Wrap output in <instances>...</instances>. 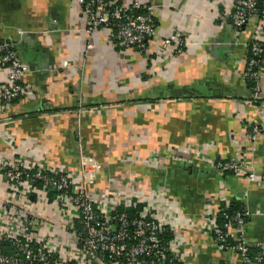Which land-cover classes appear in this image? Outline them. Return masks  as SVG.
Returning <instances> with one entry per match:
<instances>
[{"label": "crops", "instance_id": "crops-1", "mask_svg": "<svg viewBox=\"0 0 264 264\" xmlns=\"http://www.w3.org/2000/svg\"><path fill=\"white\" fill-rule=\"evenodd\" d=\"M118 1L155 6L148 52L109 43L100 30L86 36L72 0H0V38L18 44L30 69L21 83L35 89L0 109V156L27 149L74 177L85 165L97 175L87 187L99 201L116 187L132 202L175 200L170 212L186 227L195 264H223L207 226L225 191L250 211L247 238L264 252V183L223 177L210 165L242 156L264 177V133L248 138L250 123L264 127V81L255 100L243 76L258 22L235 34L227 13L236 0ZM6 80L0 73V85ZM8 197L0 175V206ZM28 199L27 208L53 217L48 194L37 188ZM76 256L79 264H101Z\"/></svg>", "mask_w": 264, "mask_h": 264}, {"label": "built area", "instance_id": "built-area-1", "mask_svg": "<svg viewBox=\"0 0 264 264\" xmlns=\"http://www.w3.org/2000/svg\"><path fill=\"white\" fill-rule=\"evenodd\" d=\"M72 2L81 11L86 36L100 30L107 35L109 43L118 44L125 50L148 52L149 42L157 32L155 6L137 1L119 5L118 0ZM140 10L146 13L138 14ZM227 17L237 35L253 20L258 22L256 35L248 46L250 57L243 76L254 83L251 88L253 99L260 100L264 81V41L259 36L264 32V1L260 11L257 0H236ZM176 41L177 45L183 43L179 36ZM29 71V66L21 60L18 44L0 38V73L7 76L0 85L1 110H6L19 98L34 94L32 85L21 83ZM250 124L252 132L248 138L255 142L264 133V127H261L262 123ZM25 152L27 149L17 156H0V175L11 198L0 206L3 209L8 204L10 208L0 216V241H8L18 250L17 256L7 257L0 248V264H21L20 257L31 263L79 264L76 252L80 251L101 264H195L190 236L181 232L186 227H180L170 212L175 200L141 198L136 202L143 209L132 218L117 210L120 206L130 208L133 205L119 187L112 189L115 191L113 197L110 191L100 201L90 195L88 182L96 181L97 175L87 174L85 165L81 175L74 177L57 163H40L37 156H27ZM210 165L223 177L231 174L257 185L264 183V177L253 172L242 156L215 160ZM37 182L42 183L41 193H59L51 202L55 208L52 218L27 208L29 192L37 189ZM219 196L225 207L214 208L213 221H209L207 227L212 244L225 254L223 264H234L235 259L240 260L239 264H264V252L254 259L248 255L250 247L253 248L246 233L250 211L246 209L243 214L230 217L227 208L231 200L225 191ZM219 215L227 220L223 227L218 224Z\"/></svg>", "mask_w": 264, "mask_h": 264}, {"label": "trees", "instance_id": "trees-1", "mask_svg": "<svg viewBox=\"0 0 264 264\" xmlns=\"http://www.w3.org/2000/svg\"><path fill=\"white\" fill-rule=\"evenodd\" d=\"M263 1L264 0H257L258 2V7H259V10L261 11V6L263 4ZM119 5H122V3L119 2ZM138 14H145L146 11L144 10H140V11H137ZM248 26V25H247ZM247 26L243 29H241V32H244L247 28ZM248 52H249V57H250V47H248ZM248 84L250 85V87H254V83L251 81V80H248ZM231 175V174H230ZM228 175V176H230ZM233 176V175H231ZM36 188L38 189H41L42 188V183L41 182H37V184L35 185ZM59 195V193L57 192H54V191H50L49 194H48V199L50 200V202L54 201L56 199V197ZM220 207L224 208L225 207V204H221ZM143 209V206L141 204H138L137 202H133V205L132 207L130 208H125L124 206H120L118 207V211L119 213H126L128 214L130 217H136L138 215V213ZM227 213L230 217L236 215V214H243L246 210V207L244 205V203H242L241 201L239 200H236V199H232V201L230 202V205H229V208H227ZM218 224L220 226H224L225 224H227V220L219 215V218H218ZM170 237L167 238V241L169 240ZM231 243V241H230ZM0 248L2 249V252L5 256L7 257H14V256H17L18 255V250L17 248L12 245L10 242L8 241H5V240H1L0 241ZM263 253V250L259 247H255V248H251L249 249V257L251 259H254L260 255H262ZM22 258V263L21 264H41V263H38V262H27L24 257H20Z\"/></svg>", "mask_w": 264, "mask_h": 264}]
</instances>
